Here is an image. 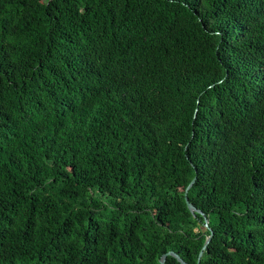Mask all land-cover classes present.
Returning a JSON list of instances; mask_svg holds the SVG:
<instances>
[{
	"label": "trees",
	"instance_id": "1",
	"mask_svg": "<svg viewBox=\"0 0 264 264\" xmlns=\"http://www.w3.org/2000/svg\"><path fill=\"white\" fill-rule=\"evenodd\" d=\"M169 250L264 264V0H0V264Z\"/></svg>",
	"mask_w": 264,
	"mask_h": 264
},
{
	"label": "water",
	"instance_id": "2",
	"mask_svg": "<svg viewBox=\"0 0 264 264\" xmlns=\"http://www.w3.org/2000/svg\"><path fill=\"white\" fill-rule=\"evenodd\" d=\"M195 181V177L189 182V184L187 185L185 191H184V199H185V203L188 207V209L190 210V212L194 215L196 212L197 213H200V214H203V212L196 208L191 202L190 200L188 199V196H187V191L188 189L192 186V184L194 183ZM208 219L205 218L204 219V225L208 227ZM211 235H212V232H210V234L206 237L204 243H203V246H202V249L200 250L199 252V255L198 257H200L202 255V252L203 250L205 249L206 245L208 244V242L210 241L211 239ZM168 255H171L173 257H175L181 264H188L186 261H184L177 253H175L174 251L172 250H169V251H166L165 253H163L160 258H159V263L160 264H165V260H166V257Z\"/></svg>",
	"mask_w": 264,
	"mask_h": 264
}]
</instances>
